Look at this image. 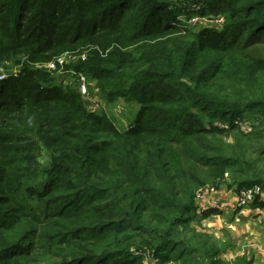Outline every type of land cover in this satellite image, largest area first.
<instances>
[{
  "label": "trees",
  "instance_id": "obj_1",
  "mask_svg": "<svg viewBox=\"0 0 264 264\" xmlns=\"http://www.w3.org/2000/svg\"><path fill=\"white\" fill-rule=\"evenodd\" d=\"M64 53L100 112L35 68ZM0 68V264H230L195 196L264 183V0H0Z\"/></svg>",
  "mask_w": 264,
  "mask_h": 264
},
{
  "label": "built area",
  "instance_id": "obj_2",
  "mask_svg": "<svg viewBox=\"0 0 264 264\" xmlns=\"http://www.w3.org/2000/svg\"><path fill=\"white\" fill-rule=\"evenodd\" d=\"M223 23V19L219 18V25ZM85 56L76 55L74 53H64L49 62L36 64L35 68L44 70L50 74H55L58 82L65 86H70L83 100L86 109L90 112L98 113L104 108V103L98 94L97 89L92 83L88 81L85 75L76 72L69 68L78 60H84ZM5 68H0V81L7 79ZM17 71L13 70L11 75L16 76ZM96 97V98H95ZM219 188L214 186H206L196 192L195 200L198 205L199 202L208 199V206L211 210L217 212H227L230 207L233 211H244L256 207L258 220L260 223L264 222V183L255 185L249 188H242L239 191H231L233 201L226 203L217 197ZM134 256L142 257L144 264H158V260L154 259L150 251H139L133 249ZM237 256V255H236ZM236 256H230V264H234L233 260Z\"/></svg>",
  "mask_w": 264,
  "mask_h": 264
},
{
  "label": "rangeland",
  "instance_id": "obj_3",
  "mask_svg": "<svg viewBox=\"0 0 264 264\" xmlns=\"http://www.w3.org/2000/svg\"><path fill=\"white\" fill-rule=\"evenodd\" d=\"M180 19L183 20V17ZM188 24L195 28H199L201 26H219V19L209 21L206 18H199L197 15H193L188 20ZM5 73L7 74V71H5ZM137 108L138 107L135 104L117 103L109 108H106V113L114 120L116 127L123 130L127 128L131 119L134 118ZM208 211L199 210L197 216L200 217V224L199 226L194 225V227L198 232L209 234L221 242H225L230 239L233 249H229V251L221 256V260L224 262L228 263L230 256L240 255L242 252H246L250 249V245L246 244L243 241L244 239L251 240L253 237L255 239L257 238L259 242L258 244L264 247V222H259V220H261V218L258 220L259 216L256 215L247 219L245 217H240L239 214H236V212L238 213L239 211H228V213L216 212L215 217H212L211 214H206V216L203 217V214ZM252 220H257L258 223L253 222ZM254 259L259 261L258 258L254 257Z\"/></svg>",
  "mask_w": 264,
  "mask_h": 264
},
{
  "label": "crops",
  "instance_id": "obj_4",
  "mask_svg": "<svg viewBox=\"0 0 264 264\" xmlns=\"http://www.w3.org/2000/svg\"><path fill=\"white\" fill-rule=\"evenodd\" d=\"M217 197L221 201L226 202V203H232V201H233L231 191L227 190L225 187H220L218 189ZM198 207H199L198 212H199V210H211L208 206V199L199 202ZM256 209H257L256 207H253V208L248 209V210H244L241 212L239 211L238 213L236 212V214H239L240 217H243V218L245 217L247 219H250L251 217H254L257 215ZM228 211L232 212L233 210L229 207L227 209V213H228ZM233 212H235V211H233ZM211 215H212V217H215L214 213H212ZM253 222H257V220H255ZM243 241L246 244L250 245V247H249L250 249H248L246 252H242L240 255H237L236 258H242L243 257L246 259L247 262H250V264H264V247L258 244L259 243L258 239L257 238L255 239L253 237V238H251V240L244 239ZM254 257L258 258L259 261L255 260Z\"/></svg>",
  "mask_w": 264,
  "mask_h": 264
}]
</instances>
